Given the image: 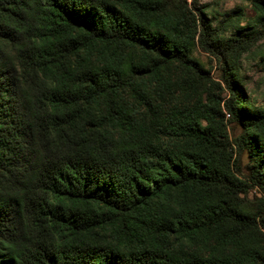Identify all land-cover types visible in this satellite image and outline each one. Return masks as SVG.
<instances>
[{
  "label": "trees",
  "instance_id": "trees-1",
  "mask_svg": "<svg viewBox=\"0 0 264 264\" xmlns=\"http://www.w3.org/2000/svg\"><path fill=\"white\" fill-rule=\"evenodd\" d=\"M224 28L187 0H0V264H264V107L233 67L258 32Z\"/></svg>",
  "mask_w": 264,
  "mask_h": 264
},
{
  "label": "rangeland",
  "instance_id": "rangeland-1",
  "mask_svg": "<svg viewBox=\"0 0 264 264\" xmlns=\"http://www.w3.org/2000/svg\"><path fill=\"white\" fill-rule=\"evenodd\" d=\"M187 2L192 8L202 7L212 26L224 25L223 35L226 37L234 33L233 27L236 25L247 26L250 31L258 32L256 42L241 54L233 67L249 102L264 107V18H260L248 0H187ZM236 11L239 13L236 14ZM190 57L208 70L214 79H220V63L212 54L193 45ZM225 119L227 133L232 140L242 133L243 127L231 121L228 116ZM247 163L246 154H241L240 164L243 174L247 173ZM260 194L261 191L257 187H252L248 197L252 199Z\"/></svg>",
  "mask_w": 264,
  "mask_h": 264
},
{
  "label": "built area",
  "instance_id": "built-area-1",
  "mask_svg": "<svg viewBox=\"0 0 264 264\" xmlns=\"http://www.w3.org/2000/svg\"><path fill=\"white\" fill-rule=\"evenodd\" d=\"M227 116V115H226Z\"/></svg>",
  "mask_w": 264,
  "mask_h": 264
}]
</instances>
